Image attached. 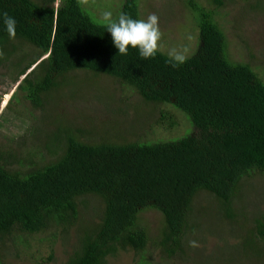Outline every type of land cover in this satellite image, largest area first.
Returning <instances> with one entry per match:
<instances>
[{
  "label": "trees",
  "instance_id": "1",
  "mask_svg": "<svg viewBox=\"0 0 264 264\" xmlns=\"http://www.w3.org/2000/svg\"><path fill=\"white\" fill-rule=\"evenodd\" d=\"M56 1L0 0V12L17 21L15 38L0 23V80L3 69L12 70L17 102L45 112L62 79L88 72L117 79L147 103L172 107L176 114L163 109L161 123L178 127L180 110L191 121L187 133L195 128L173 141L118 143L56 123L27 152L0 143V248L16 231L71 230L91 196L103 201L100 220L84 227L66 264H106L120 250L145 251L149 235L140 214L148 208L164 216L162 253L176 257L184 251L194 200L203 192L217 199L219 213L236 220L233 205L242 186L264 175V78L251 63L229 55L217 15L232 0H210L214 7L186 0L200 44L176 68L160 50L147 60L132 48L118 54L81 0H60L58 7ZM245 1L256 12L264 2ZM120 13L140 19V0H124ZM22 55L29 57L24 65ZM252 222L244 245L255 258L264 257V214Z\"/></svg>",
  "mask_w": 264,
  "mask_h": 264
},
{
  "label": "rangeland",
  "instance_id": "2",
  "mask_svg": "<svg viewBox=\"0 0 264 264\" xmlns=\"http://www.w3.org/2000/svg\"><path fill=\"white\" fill-rule=\"evenodd\" d=\"M81 1L93 13L95 20L102 24L100 13L108 10L116 18L124 0ZM199 1L208 7L215 6L210 5L213 4L210 0ZM59 3L60 0H57L56 7ZM263 3L256 12L245 0L226 2L221 12L218 11L217 20L227 32L232 59L251 63L264 78V60L261 61L262 56L264 58ZM151 13L159 18L162 32L159 50L167 54L169 48L176 47L183 50L187 57L192 56L199 48L200 37L186 0H140V18H146ZM250 52L256 59H251ZM22 58L24 65L29 57L22 55ZM18 85L12 70L3 69L0 80V143L21 147L25 152L36 146L34 142L40 137L45 139L47 131L61 124L83 129L91 135L87 137L89 139L94 137L97 141L118 143L173 141L183 137L190 129L191 121L188 122L189 117L183 111L179 110L177 114L180 125L171 128L161 123L160 116L163 109L175 113L172 107L147 103L117 79L106 75L88 72L69 74L51 92L45 112L33 109L29 103L17 102L13 95H16ZM194 128L192 124V131ZM103 208L102 199L91 196L80 206V222L67 232L57 230L54 233L27 234L16 231L12 237L1 242L3 264H66L74 254L84 227L91 228L97 224ZM233 208L238 215L236 220L219 213L220 204L211 194L203 192L198 195L194 200L184 251L173 258L164 255L158 245L165 227L164 216L157 209L148 208L140 214V224L149 235L145 251L123 249L109 257L106 264H142L143 256L152 264H264V257L251 255V250L247 251L244 245L246 240L243 241L247 228L253 225L252 221L264 214V175L246 180ZM193 240L197 242V247L190 246L189 242Z\"/></svg>",
  "mask_w": 264,
  "mask_h": 264
},
{
  "label": "clouds",
  "instance_id": "3",
  "mask_svg": "<svg viewBox=\"0 0 264 264\" xmlns=\"http://www.w3.org/2000/svg\"><path fill=\"white\" fill-rule=\"evenodd\" d=\"M100 20L110 34L112 44L118 50V54L126 56L129 48H132L137 50L139 56L145 60L157 55L162 32L159 26V18L155 13L140 19H135L127 13H120L114 18L111 11L104 10L100 13ZM0 23H2L9 38H15L17 28L15 17L6 11L0 12ZM167 57L166 62L173 68L179 67L187 59L185 52L176 47L169 48ZM189 244L191 247L198 246L194 240L190 241Z\"/></svg>",
  "mask_w": 264,
  "mask_h": 264
}]
</instances>
